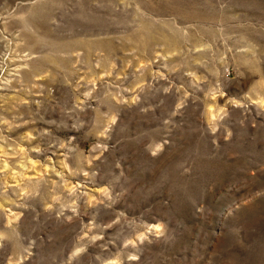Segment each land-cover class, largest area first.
<instances>
[{"label": "rangeland", "instance_id": "obj_1", "mask_svg": "<svg viewBox=\"0 0 264 264\" xmlns=\"http://www.w3.org/2000/svg\"><path fill=\"white\" fill-rule=\"evenodd\" d=\"M0 264H264V0H0Z\"/></svg>", "mask_w": 264, "mask_h": 264}]
</instances>
